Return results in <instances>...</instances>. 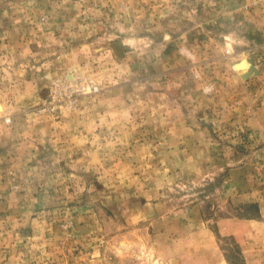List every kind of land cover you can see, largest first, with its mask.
<instances>
[{"label": "rangeland", "instance_id": "374dc122", "mask_svg": "<svg viewBox=\"0 0 264 264\" xmlns=\"http://www.w3.org/2000/svg\"><path fill=\"white\" fill-rule=\"evenodd\" d=\"M0 264H264V4L0 0Z\"/></svg>", "mask_w": 264, "mask_h": 264}, {"label": "built area", "instance_id": "2783aa9c", "mask_svg": "<svg viewBox=\"0 0 264 264\" xmlns=\"http://www.w3.org/2000/svg\"><path fill=\"white\" fill-rule=\"evenodd\" d=\"M253 4L259 5V4H264V0H250Z\"/></svg>", "mask_w": 264, "mask_h": 264}, {"label": "bare ground", "instance_id": "6f19581e", "mask_svg": "<svg viewBox=\"0 0 264 264\" xmlns=\"http://www.w3.org/2000/svg\"><path fill=\"white\" fill-rule=\"evenodd\" d=\"M244 65V63L241 65L240 64V66H243ZM246 68H248V66H249V64L247 63L246 65H244ZM248 70V69H247Z\"/></svg>", "mask_w": 264, "mask_h": 264}]
</instances>
